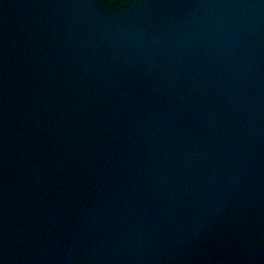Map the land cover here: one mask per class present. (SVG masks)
<instances>
[{
	"label": "water",
	"instance_id": "water-1",
	"mask_svg": "<svg viewBox=\"0 0 264 264\" xmlns=\"http://www.w3.org/2000/svg\"><path fill=\"white\" fill-rule=\"evenodd\" d=\"M0 264H264V0H0Z\"/></svg>",
	"mask_w": 264,
	"mask_h": 264
}]
</instances>
